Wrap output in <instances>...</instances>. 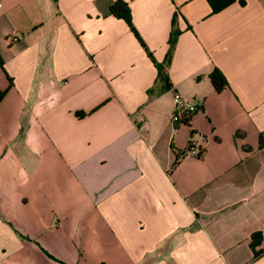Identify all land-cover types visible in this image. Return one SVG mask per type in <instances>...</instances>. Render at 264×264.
I'll list each match as a JSON object with an SVG mask.
<instances>
[{"label":"crops","instance_id":"obj_1","mask_svg":"<svg viewBox=\"0 0 264 264\" xmlns=\"http://www.w3.org/2000/svg\"><path fill=\"white\" fill-rule=\"evenodd\" d=\"M112 1L0 0V264H264V0Z\"/></svg>","mask_w":264,"mask_h":264},{"label":"trees","instance_id":"obj_2","mask_svg":"<svg viewBox=\"0 0 264 264\" xmlns=\"http://www.w3.org/2000/svg\"><path fill=\"white\" fill-rule=\"evenodd\" d=\"M208 2V4L210 5L211 8V12L212 13H217L220 10H222L223 8H225L226 6L230 5L231 3H233L235 0H206ZM242 2V1H241ZM109 11L110 13L115 16L116 18H121L123 19L127 25L129 26L131 32L134 34V36L138 39L139 43L142 45V47L144 48L146 54L151 58V60L153 61L157 71H158V75H157V80L163 83V87L161 89H168L170 88L171 84L169 83L168 80V75L166 73V66L168 64V60L171 57V53L173 50V46L176 40V36L178 34V32L176 30H172V33L169 37L168 40V45H169V50H168V60L166 63H162V64H158L154 58L152 53L150 52V50L146 47V45L144 44L142 38L140 37V35L138 34L137 30L135 29V27L132 24V20H131V12H130V8L128 6V3L125 2L124 0H115L112 1L109 7ZM3 62L0 58V66H2ZM210 81L211 84L213 86V88L216 91H220L222 89H224L225 87L228 86V82L226 80V78L224 77V75L222 74V72L215 68L213 70V72L210 75ZM159 89L157 92L154 91V87H151L148 90V95L151 96L153 94L159 93L160 90ZM5 94V90H0V100L3 97V95ZM197 108H200V106H197ZM79 116L84 115V113L78 112ZM190 118H191V114L190 115H183L181 118V123L185 124L187 126H190ZM192 149V145L189 142L188 145L186 146V148L180 152V151H175V159L172 163V167L175 166L178 163V160L180 159L181 156L188 154L189 151ZM202 153H204V150L202 149ZM261 237H260V233L256 232L252 234V246L256 245L257 243H259ZM255 255H257V253H255Z\"/></svg>","mask_w":264,"mask_h":264},{"label":"built area","instance_id":"obj_3","mask_svg":"<svg viewBox=\"0 0 264 264\" xmlns=\"http://www.w3.org/2000/svg\"><path fill=\"white\" fill-rule=\"evenodd\" d=\"M197 110V105L195 103L182 104L178 98H176V105L174 106L171 118L173 121L180 123L182 116L190 115ZM192 149L189 151L190 154L194 156H201L202 148H200L194 140H190Z\"/></svg>","mask_w":264,"mask_h":264}]
</instances>
